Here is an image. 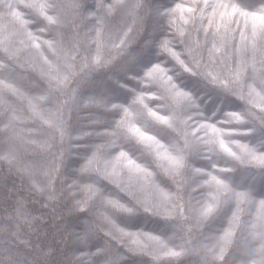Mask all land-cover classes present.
Here are the masks:
<instances>
[{"label":"trees","instance_id":"1","mask_svg":"<svg viewBox=\"0 0 264 264\" xmlns=\"http://www.w3.org/2000/svg\"><path fill=\"white\" fill-rule=\"evenodd\" d=\"M0 264H264V0H0Z\"/></svg>","mask_w":264,"mask_h":264}]
</instances>
